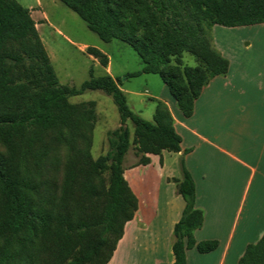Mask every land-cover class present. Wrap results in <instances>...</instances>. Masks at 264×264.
<instances>
[{
	"label": "trees",
	"instance_id": "16d2710c",
	"mask_svg": "<svg viewBox=\"0 0 264 264\" xmlns=\"http://www.w3.org/2000/svg\"><path fill=\"white\" fill-rule=\"evenodd\" d=\"M104 42L129 45L142 63L140 74H157L184 117L228 61L210 37L214 26L264 24V0H59ZM85 52L106 68L108 56ZM191 55L195 66L183 64ZM120 81L108 74L78 88L61 85L30 10L0 0V264H107L137 210L123 161L132 148L138 165L146 155L181 151L167 106L156 100L152 121L128 106ZM101 91L116 106L120 126L108 131L106 153L93 158L95 102L70 97ZM129 125L132 126V138ZM174 180L185 206L173 228V264L185 251L206 253L216 241L195 242L203 213L194 207L193 179L180 161ZM237 264H264V234Z\"/></svg>",
	"mask_w": 264,
	"mask_h": 264
},
{
	"label": "crops",
	"instance_id": "0c3cea01",
	"mask_svg": "<svg viewBox=\"0 0 264 264\" xmlns=\"http://www.w3.org/2000/svg\"><path fill=\"white\" fill-rule=\"evenodd\" d=\"M109 66L110 60L104 69L111 76ZM260 77L250 60L238 66L228 63L227 73L203 88L190 117L182 115L165 85L159 95H150L154 106L148 120L155 101L163 102L181 139V151L146 155L147 165H138L131 149L125 155L123 176L138 204L107 264H173V228L185 206L174 182L182 178L181 160L194 182V207L203 213L193 238L197 243L217 242L210 252L186 250V264H237L245 248L262 237L264 74L263 80ZM119 87L126 100L146 93Z\"/></svg>",
	"mask_w": 264,
	"mask_h": 264
},
{
	"label": "rangeland",
	"instance_id": "374dc122",
	"mask_svg": "<svg viewBox=\"0 0 264 264\" xmlns=\"http://www.w3.org/2000/svg\"><path fill=\"white\" fill-rule=\"evenodd\" d=\"M28 8L31 17L38 25V33L49 55L52 66L61 85L78 88L89 79L92 67L95 77L105 74V69L85 52L86 47H94L108 55L110 74L120 81V86L128 91L145 93L137 97L128 96L129 108L143 119H150L154 106L150 95H159L164 86L157 74H140L127 78V73L140 71L142 63L137 53L127 44L113 39L104 42L91 32L84 21L59 0H16ZM31 8V9H30ZM210 37L215 49L234 66L251 61V66L261 73L264 67V24L259 26L227 28L214 26ZM248 44V45H246ZM183 64L195 66V59L184 53ZM260 77L259 80H263ZM71 103H96V122L93 129L91 154L93 158L108 150L107 132L120 126L119 115L110 96L101 91H86L69 98ZM150 121V120H148ZM132 138V126L129 125ZM130 155L134 151L130 150Z\"/></svg>",
	"mask_w": 264,
	"mask_h": 264
}]
</instances>
